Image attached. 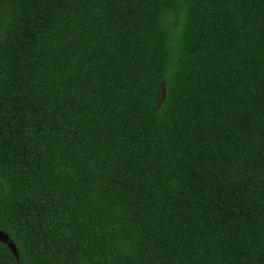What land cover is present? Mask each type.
<instances>
[{
  "label": "trees",
  "instance_id": "obj_1",
  "mask_svg": "<svg viewBox=\"0 0 264 264\" xmlns=\"http://www.w3.org/2000/svg\"><path fill=\"white\" fill-rule=\"evenodd\" d=\"M0 264H264V0H0Z\"/></svg>",
  "mask_w": 264,
  "mask_h": 264
},
{
  "label": "rangeland",
  "instance_id": "obj_2",
  "mask_svg": "<svg viewBox=\"0 0 264 264\" xmlns=\"http://www.w3.org/2000/svg\"><path fill=\"white\" fill-rule=\"evenodd\" d=\"M0 239L6 240V237L0 232Z\"/></svg>",
  "mask_w": 264,
  "mask_h": 264
}]
</instances>
